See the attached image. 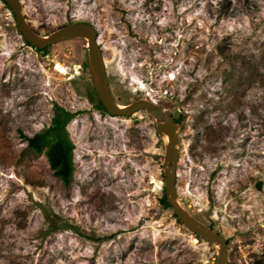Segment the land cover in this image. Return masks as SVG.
I'll use <instances>...</instances> for the list:
<instances>
[{
    "label": "rangeland",
    "instance_id": "rangeland-1",
    "mask_svg": "<svg viewBox=\"0 0 264 264\" xmlns=\"http://www.w3.org/2000/svg\"><path fill=\"white\" fill-rule=\"evenodd\" d=\"M21 2L41 36L96 27L118 104L151 99L180 117V199L227 240V264H264V0ZM27 44L0 0V264H216L161 202L154 117L98 109L86 40ZM56 107L73 115L69 186L23 138Z\"/></svg>",
    "mask_w": 264,
    "mask_h": 264
},
{
    "label": "water",
    "instance_id": "water-1",
    "mask_svg": "<svg viewBox=\"0 0 264 264\" xmlns=\"http://www.w3.org/2000/svg\"><path fill=\"white\" fill-rule=\"evenodd\" d=\"M15 15L22 37L31 46L44 50L57 43L74 39H84L87 41L89 51V65L91 77L96 94L106 109L112 116L131 117L139 111H147L156 120L157 132L164 141V186L166 191V201L174 210L177 218L200 239L211 244L212 249L218 252L216 264H227V240L211 227L207 226L195 218L184 206L188 204L191 208V200L185 199L184 203L180 199L177 189L178 165L180 161L181 147V125L176 122L172 113H164L161 107L151 99H141L130 105H120L112 95L108 74L102 48L99 45V33L91 23H74L54 31L50 35L41 36L35 32L24 15V7L21 0H2Z\"/></svg>",
    "mask_w": 264,
    "mask_h": 264
},
{
    "label": "trees",
    "instance_id": "trees-1",
    "mask_svg": "<svg viewBox=\"0 0 264 264\" xmlns=\"http://www.w3.org/2000/svg\"><path fill=\"white\" fill-rule=\"evenodd\" d=\"M97 107L102 111H106L100 101ZM72 117L73 115L71 113L60 107H56V112L50 128L33 138H27L23 135V138L28 141L30 149L38 154H44L46 156L51 170L66 186L71 184L74 172V146L66 131V125ZM175 120L177 123L181 122L180 117ZM161 202L167 207L170 206L166 201V196Z\"/></svg>",
    "mask_w": 264,
    "mask_h": 264
},
{
    "label": "bare ground",
    "instance_id": "bare-ground-1",
    "mask_svg": "<svg viewBox=\"0 0 264 264\" xmlns=\"http://www.w3.org/2000/svg\"><path fill=\"white\" fill-rule=\"evenodd\" d=\"M56 71L60 74V75H66L67 74V69L64 65L62 64H57L56 66ZM136 79H133V81H135ZM137 83V81H136Z\"/></svg>",
    "mask_w": 264,
    "mask_h": 264
},
{
    "label": "flooded vegetation",
    "instance_id": "flooded-vegetation-1",
    "mask_svg": "<svg viewBox=\"0 0 264 264\" xmlns=\"http://www.w3.org/2000/svg\"><path fill=\"white\" fill-rule=\"evenodd\" d=\"M15 16V15H14ZM135 35V34H134ZM29 48L33 49V50H36L38 53H44L45 52V49L44 50H39L33 46H31L29 43L27 44ZM176 119V118H175Z\"/></svg>",
    "mask_w": 264,
    "mask_h": 264
},
{
    "label": "clouds",
    "instance_id": "clouds-1",
    "mask_svg": "<svg viewBox=\"0 0 264 264\" xmlns=\"http://www.w3.org/2000/svg\"><path fill=\"white\" fill-rule=\"evenodd\" d=\"M89 46V45H88Z\"/></svg>",
    "mask_w": 264,
    "mask_h": 264
}]
</instances>
